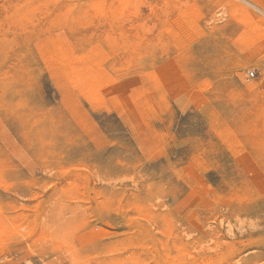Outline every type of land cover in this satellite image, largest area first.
<instances>
[{"label": "rangeland", "instance_id": "374dc122", "mask_svg": "<svg viewBox=\"0 0 264 264\" xmlns=\"http://www.w3.org/2000/svg\"><path fill=\"white\" fill-rule=\"evenodd\" d=\"M246 1L0 0V264H264Z\"/></svg>", "mask_w": 264, "mask_h": 264}, {"label": "bare ground", "instance_id": "6f19581e", "mask_svg": "<svg viewBox=\"0 0 264 264\" xmlns=\"http://www.w3.org/2000/svg\"><path fill=\"white\" fill-rule=\"evenodd\" d=\"M243 2V1H242ZM246 2H248V0L246 1ZM249 3V2H248Z\"/></svg>", "mask_w": 264, "mask_h": 264}]
</instances>
